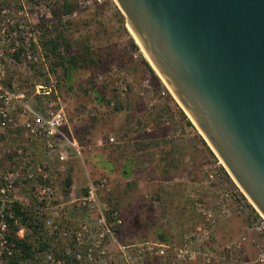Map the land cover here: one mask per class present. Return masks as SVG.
<instances>
[{
	"label": "rangeland",
	"instance_id": "374dc122",
	"mask_svg": "<svg viewBox=\"0 0 264 264\" xmlns=\"http://www.w3.org/2000/svg\"><path fill=\"white\" fill-rule=\"evenodd\" d=\"M39 1L13 0L28 7ZM46 2L51 6L52 28L40 42L63 30L71 45L68 53L88 61L78 68H66L57 57L46 53L41 42L45 60L32 68L11 65L6 82L26 92L27 100L37 109L45 104L63 108L81 155L72 158L75 152L69 148V160L61 163L55 156H46L41 142L24 140L18 130L11 128L0 134V167L14 166L21 173L17 199L32 191L24 167L47 160L50 179L62 193L57 204L68 202L72 191L83 194L89 177L106 178L109 188L101 199L121 211L123 243L159 241L182 246L185 236L201 219L196 209L199 202L218 211L212 199L221 184H207L206 169L215 170L224 164L219 163L215 153L211 154L206 139L162 77L150 72L144 50L115 0ZM65 3L73 6L68 13L62 11ZM39 83L52 86V92L37 94L35 86ZM110 137L115 138L114 143L109 142ZM20 148L24 157L16 153ZM224 183L228 188L234 186L230 175ZM254 210L249 204L244 214L230 219L219 217L216 233L214 227L216 250L223 242L250 233V214ZM53 215L60 219L59 207L53 209ZM84 217L82 211L69 208L67 220L58 224L75 225ZM261 247L263 239L260 246H244L240 258L220 264H256ZM148 263L157 264V260ZM23 264L49 263L42 255L40 261Z\"/></svg>",
	"mask_w": 264,
	"mask_h": 264
},
{
	"label": "built area",
	"instance_id": "2783aa9c",
	"mask_svg": "<svg viewBox=\"0 0 264 264\" xmlns=\"http://www.w3.org/2000/svg\"><path fill=\"white\" fill-rule=\"evenodd\" d=\"M51 19V6L46 0H40L33 7L0 0V134L11 128L18 130L24 140L41 142L48 158L55 156L59 162L66 163L70 158L69 148L73 149L75 157L81 155L66 111L46 104L37 109L27 100L26 92L15 86L11 88L6 82L7 69L11 65L32 68L45 60L40 40L52 28ZM35 88L37 94L52 92V86L45 83ZM109 142L114 143L115 138L110 137ZM23 146L28 147L25 143ZM16 153L24 157L23 148ZM48 165L46 160L34 167H24L32 191L19 200L20 171L14 166L0 167V264L14 255L12 235L24 239L30 233L28 226L16 215L15 204L28 215L36 214L43 222L46 235L55 241V251L45 254L49 264H150L152 260H157V264H220V260L232 262L247 244L260 246L261 239L264 240V216L235 181L233 187H226L224 180L230 174L223 164L215 170L206 169V183L221 184L212 199L218 211L199 202L196 209L201 219L185 236L182 246L159 241L123 243L119 233L124 227L121 211L101 199V194L109 188L106 178L89 177L83 194L72 191L68 202L57 204L62 193L51 181ZM249 204L255 209L250 214V233L227 240L216 250L214 227L219 217L244 214ZM56 207L60 211L58 220L53 215ZM69 208L82 211L85 217L75 225L61 227L58 222L67 220ZM255 263L264 264V247L260 248Z\"/></svg>",
	"mask_w": 264,
	"mask_h": 264
},
{
	"label": "water",
	"instance_id": "95a60500",
	"mask_svg": "<svg viewBox=\"0 0 264 264\" xmlns=\"http://www.w3.org/2000/svg\"><path fill=\"white\" fill-rule=\"evenodd\" d=\"M115 1L154 71L264 216V0Z\"/></svg>",
	"mask_w": 264,
	"mask_h": 264
},
{
	"label": "trees",
	"instance_id": "16d2710c",
	"mask_svg": "<svg viewBox=\"0 0 264 264\" xmlns=\"http://www.w3.org/2000/svg\"><path fill=\"white\" fill-rule=\"evenodd\" d=\"M72 7V4L65 3L62 11L68 13L72 10ZM41 42L46 53H51L53 56L57 57L58 63L66 68H78L88 61V58H84L83 61H81L79 56L68 53L71 45L68 43V39L63 30H58L57 34L53 37L43 38ZM134 45L138 47L136 43H134ZM88 49L89 47H87V50ZM145 62L150 72L155 75L156 72L150 63L147 60H145ZM92 63H94V61H92ZM208 149L211 154L214 155L212 149H210V147H208ZM65 185L67 187L68 183ZM14 210L16 215L21 217L22 221L28 226L32 233H29L24 239H18L12 235L11 240L14 243V255L7 260L5 264H23L26 262L40 261L42 255L45 257L46 252L55 251L56 246L46 235L41 219L34 213L28 215L26 212L22 211L19 204H15ZM119 233L122 234V231Z\"/></svg>",
	"mask_w": 264,
	"mask_h": 264
},
{
	"label": "crops",
	"instance_id": "0c3cea01",
	"mask_svg": "<svg viewBox=\"0 0 264 264\" xmlns=\"http://www.w3.org/2000/svg\"><path fill=\"white\" fill-rule=\"evenodd\" d=\"M73 157H75V156H72V158H73ZM213 195H214V194H213ZM210 201H211V198H210ZM210 205H211V203H210ZM233 216H235V215H232V216H230V217H225V218L230 219V218H232ZM67 218H68V216H67ZM222 220H223V219H222ZM219 221H221V219L218 220V224H219ZM218 224L216 223V225H215V233H216V230H217V226H218ZM242 255H243V250H241L240 252H238L236 256H239V258H240V256H242ZM236 256H235V257H236ZM219 262H220V263H223L224 261L220 260ZM240 263H241V262H240ZM189 264H198V263H189Z\"/></svg>",
	"mask_w": 264,
	"mask_h": 264
},
{
	"label": "bare ground",
	"instance_id": "6f19581e",
	"mask_svg": "<svg viewBox=\"0 0 264 264\" xmlns=\"http://www.w3.org/2000/svg\"><path fill=\"white\" fill-rule=\"evenodd\" d=\"M132 31V30H131ZM134 34V33H133ZM135 36V35H134ZM135 38L137 39V37L135 36ZM137 41H138V39H137ZM138 43L140 44V42L138 41ZM141 45V44H140ZM142 46V45H141ZM143 48V47H142ZM144 50V49H143ZM144 53H145V55H146V57H147V59H148V61L150 62V64L155 68V66H154V64L152 63V61L150 60V58H149V56L147 55V53L145 52V50H144ZM156 69V68H155ZM161 76V75H160ZM163 79V78H162Z\"/></svg>",
	"mask_w": 264,
	"mask_h": 264
}]
</instances>
